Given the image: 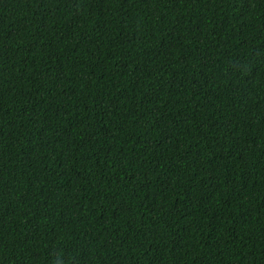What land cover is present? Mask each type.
Instances as JSON below:
<instances>
[{
  "label": "trees",
  "instance_id": "16d2710c",
  "mask_svg": "<svg viewBox=\"0 0 264 264\" xmlns=\"http://www.w3.org/2000/svg\"><path fill=\"white\" fill-rule=\"evenodd\" d=\"M0 264H264V0H0Z\"/></svg>",
  "mask_w": 264,
  "mask_h": 264
}]
</instances>
